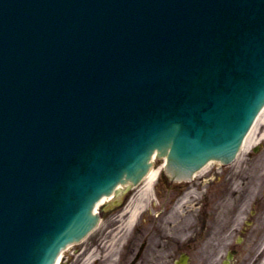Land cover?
Instances as JSON below:
<instances>
[{"label":"water","instance_id":"95a60500","mask_svg":"<svg viewBox=\"0 0 264 264\" xmlns=\"http://www.w3.org/2000/svg\"><path fill=\"white\" fill-rule=\"evenodd\" d=\"M260 109L264 0H0V264H54L155 151L233 160Z\"/></svg>","mask_w":264,"mask_h":264},{"label":"flooded vegetation","instance_id":"af4514ba","mask_svg":"<svg viewBox=\"0 0 264 264\" xmlns=\"http://www.w3.org/2000/svg\"><path fill=\"white\" fill-rule=\"evenodd\" d=\"M258 161L260 170L264 158ZM242 163L236 161L229 170L220 164L204 168L199 187H182L181 199L164 206V221H153L152 209L142 212L116 253L101 248V242L89 248L90 241L72 251L86 245V264H264V187H258V181L246 187L252 177L247 181L241 173L248 176L245 170L253 163ZM121 202L124 205L127 198ZM100 213L106 217L103 207ZM97 236L101 238L99 231Z\"/></svg>","mask_w":264,"mask_h":264},{"label":"rangeland","instance_id":"374dc122","mask_svg":"<svg viewBox=\"0 0 264 264\" xmlns=\"http://www.w3.org/2000/svg\"><path fill=\"white\" fill-rule=\"evenodd\" d=\"M258 124H259V128L258 129H260V130H259V133H257V135H259V137H263L262 141L264 142V119L259 120ZM263 158H264V143L262 144V147L260 148L259 151L251 150V155L248 156L247 160H245L242 163L244 166L246 164H252L253 163L252 166L247 167V169L245 170V174H250L251 171L252 172H254V171L256 172V169L258 167V164H256V163H259L258 160H263ZM155 163L158 164V165H156V168H158V167L161 168V173H160L158 179L156 180V182L153 185V187H154L153 188V194L150 195L149 198L143 200L142 203H143L144 206L141 207L140 211H139V216H140L141 213H142L141 211H143L144 209H145V211L148 210V209H152V213H150V215L153 217V221L156 220V219H160V220L165 219V217H166V208H165V211H163V208H164V206L167 207L168 201H170L172 199H179L181 197L180 196L181 192L179 191L180 190L179 187H197V180H196L197 178H195L194 181H191L189 183H187V182L184 183L183 181H181V182H175V183H171L170 184V176H169V174H167L164 171V168H163L164 158L159 157L158 159L155 160ZM232 167H233V165H230L229 167H227L225 169L229 170ZM262 174H263V176L260 177V178L256 174L250 180V182L247 183L246 187H253V184L255 183V181H258V184H262V187H263V185H264V172ZM241 175L243 176L244 179L249 178V176L244 175L243 172L241 173ZM237 180H238L239 184H241V179H237ZM247 181H248V179H247ZM142 185H143V183H141V185H138L137 189L135 188V189L131 190L130 191L131 193L129 192L130 196H129L127 202L124 205H121L122 204L121 201L126 196V194L123 195L124 194V188L126 187L125 184L122 185L121 188H120L122 194L117 193V195L113 198L114 200L110 199V200L106 201V203L102 207H103V211H104L106 205L110 206L107 218L103 219V224H102L101 228L99 230H97L96 235L93 238L86 240V241H90V243L88 244L89 248L95 242L98 244L99 242L106 241L107 243H111L110 244L111 247H113V248L116 247V252H117V248H119V245H120L121 241L123 240V238L125 236H127L129 234V232L132 230V228L131 229L128 228L125 231L123 230L121 233H119L117 236H115V239H112L111 236L109 235L110 234L109 231H110L111 228H113L112 227L113 226L112 225L113 217L116 214L117 210L119 212H122V211H124V210H126L128 208V205H129L128 203H130V202L134 203V201L136 200V198L138 196V194H136V193H139L138 191L140 190V187H142ZM165 187H173V189L170 188V189L166 190ZM217 187H220V186L217 185ZM258 187H261V186H258ZM174 191H176V192H174ZM176 196H177V198H176ZM178 210L181 211L180 208H178ZM111 211H113V213H111ZM145 213L146 212H143L141 216H143ZM178 215H180V214H178ZM138 217H136V218H138ZM98 231H99V235H101V238H99L97 236ZM127 231H128V233L126 235L124 234L125 235L124 236L123 232H127ZM118 237H120V238H118ZM116 239H118V242L117 243H112V241H115ZM84 247L87 248L86 245ZM82 249L79 250L78 252L70 250L69 253H67V254H69V256L67 255L64 258L65 260H67V264H81V261H80V257L81 256H78V255H79V253H84L85 250L82 251ZM80 251H82V252H80Z\"/></svg>","mask_w":264,"mask_h":264},{"label":"bare ground","instance_id":"6f19581e","mask_svg":"<svg viewBox=\"0 0 264 264\" xmlns=\"http://www.w3.org/2000/svg\"><path fill=\"white\" fill-rule=\"evenodd\" d=\"M262 119H264V109H263V111H261L260 116H258L256 118L254 126H253L251 132L246 135L245 143L243 144V147L241 149V153L239 154L238 158L241 156V154L244 151H246L247 149H249L251 146H253L254 144H256L259 141L260 138H259V135H257V133H259V130H260V129H258L259 128V124L258 123H259V120H262ZM156 159H158V158L156 157V151H155L154 155L152 157V163H154ZM214 162H215L214 160L210 161V163H208L206 165V167L210 166ZM160 169H161L160 167L152 168V171H150V174H147V176L143 179V181H142L143 185H142V187H140V190L138 191L139 193H136V194H138V196H137L136 200L134 201V203L130 202L129 206H128V208L126 210H124L121 213L116 214L113 217V225L114 226L109 232L113 233L114 236H117L123 230L125 231L128 228V226H130L134 222L135 218L137 217V215L139 213L140 208L143 206V203H142L143 200L149 198V196L151 195V188L153 187L154 183L156 182L157 178L159 177ZM112 195H104L102 197V199L97 203V206L95 207V211L98 209L97 208L98 205H100L101 203H103V202H105L107 200H110ZM100 224L101 223H99V225L97 226L96 229L101 227ZM74 245L75 244H72V245H69L68 248H65V250L61 252V254H60L59 258H58V261H60L62 255L64 253H67V251L70 248H72ZM94 252L95 251L93 250L92 254ZM81 254L82 253H79L78 256H81ZM58 261H57V263H58ZM84 262H87V259L84 258Z\"/></svg>","mask_w":264,"mask_h":264}]
</instances>
